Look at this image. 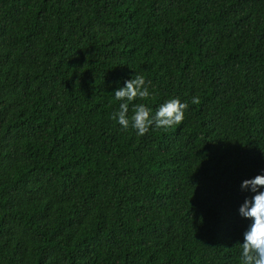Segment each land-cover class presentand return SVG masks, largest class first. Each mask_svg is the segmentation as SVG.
Wrapping results in <instances>:
<instances>
[{"label":"trees","instance_id":"obj_1","mask_svg":"<svg viewBox=\"0 0 264 264\" xmlns=\"http://www.w3.org/2000/svg\"><path fill=\"white\" fill-rule=\"evenodd\" d=\"M262 170L264 0H0V264H241Z\"/></svg>","mask_w":264,"mask_h":264},{"label":"clouds","instance_id":"obj_2","mask_svg":"<svg viewBox=\"0 0 264 264\" xmlns=\"http://www.w3.org/2000/svg\"><path fill=\"white\" fill-rule=\"evenodd\" d=\"M113 94L115 100L122 102L111 118L118 121L125 130L131 126L140 136L145 135L153 126L155 129L166 130L181 124L188 108L187 102L171 98L161 104L153 114L152 108L139 103L132 106V115L129 118V103L137 98L147 100L151 95L145 77L136 73L125 81L124 87L118 88ZM191 103L199 104V97L194 96ZM240 187L242 191L252 193L238 209L239 215L249 221L243 233V243L236 244L242 250L241 264H264V170L252 179H245Z\"/></svg>","mask_w":264,"mask_h":264}]
</instances>
